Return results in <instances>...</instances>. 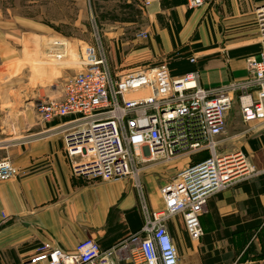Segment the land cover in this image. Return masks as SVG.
<instances>
[{
	"label": "crops",
	"instance_id": "1",
	"mask_svg": "<svg viewBox=\"0 0 264 264\" xmlns=\"http://www.w3.org/2000/svg\"><path fill=\"white\" fill-rule=\"evenodd\" d=\"M263 3L204 0L203 6L191 9L185 0H149L138 30L147 37L135 36L122 49L128 48L126 57L135 62L142 59V68L165 63L172 76L195 72L203 88L239 80L246 76L245 58L257 55L260 49L253 11ZM19 39L23 44L18 52L13 47L10 61H20L21 68L26 57L41 60L44 53L51 58L50 52L62 54L55 59L67 57L66 44L54 46L53 37L39 24L26 39ZM6 47L9 45L0 30V53ZM107 53L116 76L136 71L116 72ZM36 67L32 93L26 98L30 102L60 98L62 88L54 93L50 87L60 78L63 86L76 73L69 76L62 63ZM17 100L25 98L20 95ZM33 105L24 104L7 116L2 108L0 116V160L8 158L20 170L18 176L0 181V264H20L35 256L44 242L71 250L78 241L91 237L105 249L137 232L143 219L132 178L74 176L60 134L50 129L52 124L40 120ZM10 124L14 136L6 132ZM248 127L250 131L245 132ZM262 146L264 123H244L238 109L229 111L218 151L241 150L250 171L208 198L200 216L203 234L199 239L189 238L180 215L166 221L183 264H264ZM201 155L141 163L140 178L149 208L163 207L160 187Z\"/></svg>",
	"mask_w": 264,
	"mask_h": 264
},
{
	"label": "built area",
	"instance_id": "2",
	"mask_svg": "<svg viewBox=\"0 0 264 264\" xmlns=\"http://www.w3.org/2000/svg\"><path fill=\"white\" fill-rule=\"evenodd\" d=\"M185 3L196 9L204 0ZM253 24L260 49L245 58L246 76L209 88L198 85L195 72L172 76L165 63L116 76L97 35L94 43L81 48L80 69L64 81L63 95L38 102L36 111L60 134L74 176L132 178L143 224L105 249L91 237L71 250L44 242L20 264H183L166 221L180 215L189 238L199 239L208 198L250 171L244 152H219L218 146L233 105L244 123H264V3L254 8ZM136 36L147 34L139 31ZM67 116L72 117L64 121ZM197 154H202L200 159L190 160L160 187L163 207L149 208L141 163ZM19 174L8 158L0 160V181Z\"/></svg>",
	"mask_w": 264,
	"mask_h": 264
},
{
	"label": "rangeland",
	"instance_id": "3",
	"mask_svg": "<svg viewBox=\"0 0 264 264\" xmlns=\"http://www.w3.org/2000/svg\"><path fill=\"white\" fill-rule=\"evenodd\" d=\"M148 1L0 0V30H2L9 45L0 53V116L2 108H4L6 116L24 104L32 103L36 108L40 101L30 102L27 100L29 98L27 96L32 93L33 89L31 82L38 72L36 66L62 63L67 66L66 71L69 76L73 75L80 69L79 54L81 48L87 43H94L96 35L100 38L102 47L105 48L106 52H109L112 66L116 72L144 69L142 66L145 65V62L143 63L142 59L135 62L133 58L128 56L127 58L126 51L128 48L125 50L122 48L126 46V41L135 38L144 22L143 11ZM38 24L47 29L53 37L54 46H60L58 45L60 43L62 47L66 44L67 57L62 60L53 57L47 58L44 53L41 60L26 57L24 67L21 68L20 61H10L13 55L12 51L14 48L19 49L23 44V42L20 43L19 36H22V40L26 39L28 32L32 31V28ZM108 40L111 43H108ZM120 62H122L121 65ZM61 82V78L54 82L50 87L51 91L55 93L61 90ZM20 95L24 96L25 100H17ZM231 110L236 111L237 106L233 105ZM9 131L10 133H5V135H15L11 124L6 132ZM205 155L206 153L201 157Z\"/></svg>",
	"mask_w": 264,
	"mask_h": 264
}]
</instances>
